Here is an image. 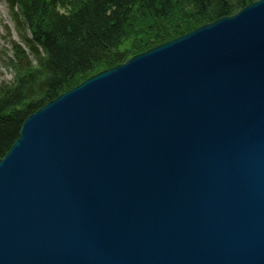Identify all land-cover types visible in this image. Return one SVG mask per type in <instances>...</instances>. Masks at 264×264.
Returning a JSON list of instances; mask_svg holds the SVG:
<instances>
[{
	"label": "water",
	"instance_id": "95a60500",
	"mask_svg": "<svg viewBox=\"0 0 264 264\" xmlns=\"http://www.w3.org/2000/svg\"><path fill=\"white\" fill-rule=\"evenodd\" d=\"M232 60L248 78L197 81ZM16 143L0 264H264V0L89 77Z\"/></svg>",
	"mask_w": 264,
	"mask_h": 264
},
{
	"label": "trees",
	"instance_id": "16d2710c",
	"mask_svg": "<svg viewBox=\"0 0 264 264\" xmlns=\"http://www.w3.org/2000/svg\"><path fill=\"white\" fill-rule=\"evenodd\" d=\"M257 0H6L19 39L0 84V159L25 119L89 77Z\"/></svg>",
	"mask_w": 264,
	"mask_h": 264
},
{
	"label": "bare ground",
	"instance_id": "6f19581e",
	"mask_svg": "<svg viewBox=\"0 0 264 264\" xmlns=\"http://www.w3.org/2000/svg\"><path fill=\"white\" fill-rule=\"evenodd\" d=\"M258 1V0H257ZM257 1H252V2H250V3H248V5H246V6H250V5H252V4H254L255 2H257ZM245 6V7H246ZM244 8V7H243ZM241 10V9H240ZM239 10V11H240ZM239 11H237V12H235L234 14H232V15H237L238 14V12ZM231 15V16H232ZM224 17H226V16H223V17H220L219 19H217V20H215V21H213V22H216V21H219L220 19H222V18H224ZM197 29V28H196ZM196 29H194V30H196ZM189 33V32H188ZM186 34V33H185ZM184 33L183 34H180L179 36H178V38H181L183 35H185ZM177 38V37H176ZM216 43L217 42H214L213 43V47L211 46V44L210 43H206L205 45H204V47H203V49L202 50H200L201 52H204V51H207L208 50V52H212V51H214V47L216 46ZM21 44H23L22 42H20V45ZM14 54V53H13ZM213 54H217V52H213ZM127 61H129V60H127ZM126 61V62H127ZM233 62H234V65L236 66V68H231V69H229L227 66H222V67H220L219 65H214V63H212V64H210L208 67H207V73L205 72L202 76H205V78H207L208 77V79L207 80H205L203 77H201V76H199V79L197 80L199 83H200V85H204V84H207L208 82L209 83H215V80H214V77L212 76V74H214V73H216V74H220V75H222L226 80H231V79H233L235 76H238V77H242V78H248V73H247V75H246V70L244 69V68H240L239 66H240V64H238V61L236 62V61H234V60H232ZM9 63H10V66H12V68H13V70H14V72H15V69H14V67H13V65H12V62L11 61H9ZM123 63H125V62H123ZM123 63H121V64H123ZM121 64H119V65H121ZM155 64H159L161 67H162V70L163 71H165L164 73H167V74H170V75H172V74H175L176 73V69H177V67H178V61L175 59V58H172V59H166V58H164V59H162V58H158L156 61H154L153 62V65H155ZM180 64V63H179ZM119 65H117V66H119ZM140 66H141V64H140ZM114 67H116V66H114ZM113 68V67H112ZM111 69V68H110ZM108 70V69H107ZM194 69H192V72H194L193 71ZM204 71V69L203 68H201L200 69V72H203ZM248 72V71H247ZM210 73V74H209ZM210 75H211V78H210ZM243 75H246V76H243ZM169 77V76H168ZM14 81V80H13ZM82 83V82H81ZM80 83V84H81ZM80 84H78V85H80ZM166 84L168 85V86H170V85H172V84H174V81L172 80V79H169V80H167L166 81ZM77 85V86H78ZM199 85V86H200ZM206 86L207 85H205V89H206ZM76 87V86H75ZM74 87V88H75ZM71 90V89H70ZM139 90H140V92L143 94L144 93V89H142V88H139ZM69 91V90H68ZM68 91H66V92H68ZM65 92V93H66ZM148 92L150 93V95H152V96H154V94H155V92L154 91H152V90H150V89H148ZM230 93V90H226V91H223L221 94H220V96L219 97H215V101H222V100H224V97L225 96H227L228 94ZM56 99V98H55ZM131 102H133V103H136V101L135 100H132ZM48 103H46L43 107H45L46 105H47ZM42 107V108H43ZM39 110H41V108L39 109ZM39 110H37L36 112H34V113H32V114H35V113H37ZM31 114V115H32ZM30 116V115H29ZM28 116V117H29ZM27 117V118H28ZM26 118V119H27ZM25 119V120H26ZM25 122V121H24ZM24 122H23V124L21 125V127H20V131L22 130V128H23V126H24ZM18 138H20V134H19V137ZM18 140V139H17ZM16 140V141H17ZM16 141L10 146V148H9V150L7 151V153L5 154V156L9 153V151H16V150H18V148H16V145H17V143H16ZM20 150H25V149H23V147L20 149ZM1 160V159H0ZM23 168H25V167H23ZM2 199H4V197H2V196H0V200H2ZM45 252L46 253H48L49 252V248H47L46 250H45ZM51 257H55V256H51ZM56 260H59V258H57Z\"/></svg>",
	"mask_w": 264,
	"mask_h": 264
},
{
	"label": "rangeland",
	"instance_id": "374dc122",
	"mask_svg": "<svg viewBox=\"0 0 264 264\" xmlns=\"http://www.w3.org/2000/svg\"><path fill=\"white\" fill-rule=\"evenodd\" d=\"M20 44L15 24L6 0H0V84L14 80L15 72L9 61L14 59L13 43Z\"/></svg>",
	"mask_w": 264,
	"mask_h": 264
}]
</instances>
